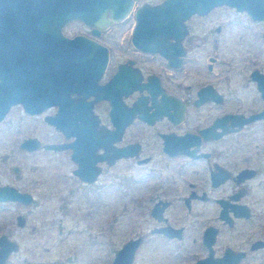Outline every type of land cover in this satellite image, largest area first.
Returning a JSON list of instances; mask_svg holds the SVG:
<instances>
[{
    "label": "flooded vegetation",
    "instance_id": "1",
    "mask_svg": "<svg viewBox=\"0 0 264 264\" xmlns=\"http://www.w3.org/2000/svg\"><path fill=\"white\" fill-rule=\"evenodd\" d=\"M165 1L0 0V35L49 39L44 43H50L57 34L67 39L83 37L106 50L104 69L92 87H84L82 92L67 88L71 104L79 108L75 112L87 116L85 125L88 143L86 148H81L77 153L84 154L88 162L96 160L94 166L98 173L94 181L84 182L73 174L77 168L73 159L76 151L73 148L69 146L51 151H66L70 161L75 164L72 176L85 185L95 184L108 168L121 162H130L135 168L148 166L145 176L149 182L145 207L148 228L125 240L141 238L131 264L135 263L144 245L158 240L176 248L177 264H217V260L227 251L231 252L228 255L232 264L236 258L234 254H238L235 264H248L251 253H264V226L259 237L255 238L250 237L248 228L252 216L250 181L262 175L264 169L249 164L250 149L252 146L256 148L257 144L252 142L251 145L239 137L243 136L244 129L250 124H264V118L244 124L237 131L231 130L234 128L231 123L235 116L247 118L262 110L264 102L251 74L264 72L252 68L244 81L245 86L249 82L254 84L263 102L261 107L248 112L221 111L219 106L231 98L218 86V73L214 71L216 60L213 57H209V63L204 64L187 57L188 52L196 47L190 32L193 22L207 19L214 10L234 8L220 5L203 14L193 13L183 22V33L176 22L166 24L154 21L153 8ZM59 3L66 5L68 12L79 10L84 11L85 15L82 18L68 16L58 22ZM242 13L253 23L247 12ZM223 27L222 23L216 25L214 32L220 34ZM166 33L173 34L163 39ZM112 38H121V41L111 43L109 39ZM262 44L264 46V42ZM26 61L31 64L30 57H26ZM50 65L41 58L35 68L30 65L37 75L34 83L37 91L44 88V79L49 71L51 74ZM187 65L194 69L191 79L195 80L185 83ZM114 75L117 86L114 93H110L115 98L113 124L109 100H98L93 94L85 93L96 86L106 85ZM205 75L214 76V80L203 79ZM85 103L90 106H85ZM13 107L21 108L30 117L52 110L53 114L43 116L45 123V118L54 116L58 109L53 104L40 113L29 114L22 104L16 103L8 107L1 120ZM200 108L204 114L189 115ZM81 122L79 118L76 124ZM217 122H222L225 128L214 126L211 133L220 132L221 135L218 138H204L202 132ZM56 130L62 135V140L58 142L41 144L36 138L26 137L18 143V148L21 149L19 145L26 139L37 141L39 147L36 150H48L43 148L44 145H68L74 141V135L65 138L60 130ZM107 140L110 141L108 145ZM122 148L128 156L116 158ZM10 171L17 175L19 168L10 166ZM142 177V174L139 177L133 174L128 180L138 183L142 182ZM0 186L12 187L18 193L31 197L28 203L14 201L17 205L29 206L35 202L30 192L11 185ZM83 196L88 204L97 201L102 204L96 193L93 200L86 193ZM133 198L135 206L138 205V197L135 195ZM17 216L23 219L22 227L17 226ZM14 222L18 228H23L26 218L17 214ZM163 229L166 232L159 231ZM29 230L33 232L35 227L31 225ZM102 234L105 236V232ZM15 243V248L7 254L3 264H10L12 254L20 250L18 242Z\"/></svg>",
    "mask_w": 264,
    "mask_h": 264
},
{
    "label": "rangeland",
    "instance_id": "2",
    "mask_svg": "<svg viewBox=\"0 0 264 264\" xmlns=\"http://www.w3.org/2000/svg\"><path fill=\"white\" fill-rule=\"evenodd\" d=\"M221 23L223 30L216 34L214 27ZM263 30L264 21L252 23L244 13L234 9H216L207 19L193 22L190 38L196 47L187 57L202 64L209 63V57L216 60V81L231 98L219 106L221 111L248 112L262 106L254 84L249 82L245 86L244 81L252 68L264 72ZM109 41L119 43L121 38ZM185 71V83L193 82L194 69L187 65ZM202 78L214 80L210 75ZM45 114L53 111L30 117L21 108L13 107L0 121V184L30 192L35 198L29 206L0 202V235L6 234L20 246L12 254L10 264H110L115 250L126 239L148 228L145 210L148 166L135 168L130 162H121L108 168L95 184H81L71 174L75 164L66 151L25 152L18 148L26 137L36 138L41 144L62 140V135L43 121ZM192 114H204V110L200 108L189 115ZM244 130L243 136L236 137L257 144L250 149L249 164L264 169V124H250ZM10 166L18 167L19 173L14 175ZM133 174L138 177L142 174V182L131 183L128 178ZM263 177L264 173L250 181L252 216L248 228L252 238L259 237L264 226ZM84 193L92 200L96 193L102 204L98 201L88 204ZM134 194L140 201L136 206ZM17 214L26 218L23 228L15 225ZM31 225L35 227L33 232L29 230ZM175 250L159 240L148 243L140 249L134 264H177ZM248 264H264V253H251Z\"/></svg>",
    "mask_w": 264,
    "mask_h": 264
},
{
    "label": "water",
    "instance_id": "3",
    "mask_svg": "<svg viewBox=\"0 0 264 264\" xmlns=\"http://www.w3.org/2000/svg\"><path fill=\"white\" fill-rule=\"evenodd\" d=\"M220 5L233 7L237 12L245 11L254 21L264 20V0H166L161 5L154 7L153 10L150 9V11L152 10L154 14L155 22L166 24L176 22L179 29L184 33L182 24L189 15L193 13L203 14L210 8ZM65 7L66 5H62V3L57 5L58 22L68 16L70 18H82L85 15L84 11L79 10L68 12ZM168 30L170 31L169 28ZM172 34L166 33L162 38L172 36ZM262 39L264 42V33ZM48 40L41 37L0 35V120L12 104H22L24 110L29 114L40 113L47 106L57 105L58 109L55 115L46 117L45 121L60 130L65 138L74 135L75 139L68 145H44L43 148L48 150H60L69 146L73 148L76 151V156L73 155V159L77 163V168H75L73 174L84 182H92L98 173L97 167L94 166L96 160L88 162L84 154L82 156V154L77 153L81 148H86L88 143L87 127L85 125L87 116L75 112L79 108L71 104L72 100L67 95V88L82 92L84 87H92L104 69L107 58L106 50L83 37L67 39L57 34V36L51 38L50 43H44ZM26 57H30L31 64L26 61ZM39 58L51 63V74L49 71V75L44 79V88L37 91L34 87L37 75L32 71L30 65L35 68ZM251 77L256 82L257 91L264 102V74L253 72ZM116 80L114 75L106 85L96 86L89 93H85L93 94L98 100H109L111 104L110 120L113 124L115 98L111 97L110 93H114L115 85L117 86ZM87 105L90 106L89 103H85V106ZM79 118L82 122L76 124ZM263 118L264 106L259 113L247 118L233 117L234 122L231 125L234 128L231 130L237 131L242 125ZM214 126L225 128L222 122H217L205 129L204 132L201 131L204 138H218L221 135L220 132L211 133ZM109 142L107 140L106 144L108 145ZM19 147L32 151L36 150L39 144L34 139H26L20 143ZM121 156H128L124 148L120 153H117L116 158ZM30 199L31 197L28 194L18 193L12 187L0 186V202L18 201L28 203ZM17 226H23L21 216H17ZM159 231L166 232L165 229ZM140 242L141 238H136L122 243L115 251L110 264H131ZM0 246H2L0 264H3L7 254L15 248L16 243L15 240H11L2 234L0 235ZM228 254H231V252L227 251L216 263L232 264ZM234 256L236 258L233 264L236 263L238 254H234Z\"/></svg>",
    "mask_w": 264,
    "mask_h": 264
}]
</instances>
